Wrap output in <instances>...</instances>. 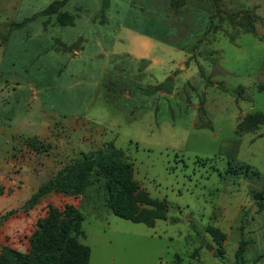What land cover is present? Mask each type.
Listing matches in <instances>:
<instances>
[{
	"label": "rangeland",
	"instance_id": "rangeland-1",
	"mask_svg": "<svg viewBox=\"0 0 264 264\" xmlns=\"http://www.w3.org/2000/svg\"><path fill=\"white\" fill-rule=\"evenodd\" d=\"M58 1L72 25L45 13ZM262 1L0 0V258L4 248L28 254L49 206L72 205L85 216L77 239L90 264H173L176 255L234 264L244 214L243 264H264V209L254 199L264 191V126L237 132L247 115L264 114ZM169 77V93H141ZM106 142L142 189L167 201L165 220L148 227L116 216L97 169L80 168L31 201ZM208 226L226 235L224 261Z\"/></svg>",
	"mask_w": 264,
	"mask_h": 264
},
{
	"label": "trees",
	"instance_id": "trees-1",
	"mask_svg": "<svg viewBox=\"0 0 264 264\" xmlns=\"http://www.w3.org/2000/svg\"><path fill=\"white\" fill-rule=\"evenodd\" d=\"M64 3L65 1L52 3L45 10V13L57 15V21L60 25H72L75 17L67 12H60ZM217 9L219 11L218 6ZM247 28L250 32H254L251 25L248 24ZM173 85V77H169L158 85L142 89L141 93L146 96L169 93ZM261 126H264V114L252 113L237 125V132L239 134H250L257 131ZM122 155L121 150H117L112 143L108 142L104 144L102 150L81 154L40 186L31 201H36L47 194L53 187L63 182L80 168H84L89 172L97 169L106 180L107 205L110 210L122 219L153 227L157 220L166 219L168 203L166 200L152 198L147 191L140 187L139 183L134 180L133 164L120 161ZM239 169L245 170V172L251 171L250 167L241 166ZM233 172L238 171L234 170ZM0 193H2L1 190ZM254 199L257 201L259 211H262L264 209V191L254 193ZM7 216L5 215V218ZM84 219L85 216L72 205H65L63 209L49 206L47 216L38 222L37 230L31 238L29 253L21 254L4 248L0 264H7L5 258L10 254H12V264H90V248L77 239L78 236L85 237L82 227ZM247 223L248 219L244 214L241 220V238L235 252L234 264H243L244 255L250 244V241L244 237V229ZM207 233L218 246L215 256L224 261L223 242L226 235L213 226L207 227ZM173 264H182L179 255L175 256Z\"/></svg>",
	"mask_w": 264,
	"mask_h": 264
},
{
	"label": "crops",
	"instance_id": "crops-1",
	"mask_svg": "<svg viewBox=\"0 0 264 264\" xmlns=\"http://www.w3.org/2000/svg\"><path fill=\"white\" fill-rule=\"evenodd\" d=\"M258 14H260V16L264 18V2L263 1L260 3V7H258ZM263 25H264V20L259 21L258 25L255 27L256 34L259 33L260 39L264 38V26Z\"/></svg>",
	"mask_w": 264,
	"mask_h": 264
}]
</instances>
